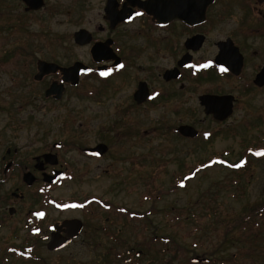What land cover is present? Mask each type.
<instances>
[{
  "label": "rangeland",
  "instance_id": "obj_1",
  "mask_svg": "<svg viewBox=\"0 0 264 264\" xmlns=\"http://www.w3.org/2000/svg\"><path fill=\"white\" fill-rule=\"evenodd\" d=\"M99 11L100 0H46L40 36L35 25L0 30V62H7L10 52L18 54V48H32L44 61L56 62L57 53L65 57L58 59L64 66L74 60L86 62L88 49L74 46L72 36L79 28L93 29ZM253 49L260 52L255 62H264V48ZM29 61L22 64L19 58L20 68L15 63L0 66V155L8 147L20 148L27 130L33 132L36 126L44 129L45 143L73 145L72 150H61V156L78 180L61 183L56 195L67 198L74 191L85 192L131 210H153L151 231L139 238L155 236L146 261L184 264L188 259L191 264L193 257H209L216 264H264V89L245 90L241 82L188 81L181 110L180 97L156 107H135L131 81L121 86L118 80L101 88V95L87 98V90L98 84L83 78L55 105L43 98V86L33 83L36 64L33 57ZM167 65L162 59L157 69ZM218 91L238 99L232 116L222 123L206 116L198 101V96ZM176 106L178 112L173 110ZM182 125L193 127L198 136L181 138L175 130ZM98 142L108 147L103 158H83L81 148ZM10 186L9 182L3 190ZM243 212L252 213L248 220ZM125 230V249L143 247L130 240V228ZM7 234V229L0 231V245ZM109 247L113 245L93 244L87 252L78 244L64 256L42 255L36 264H95L100 262V248Z\"/></svg>",
  "mask_w": 264,
  "mask_h": 264
},
{
  "label": "flooded vegetation",
  "instance_id": "obj_2",
  "mask_svg": "<svg viewBox=\"0 0 264 264\" xmlns=\"http://www.w3.org/2000/svg\"><path fill=\"white\" fill-rule=\"evenodd\" d=\"M30 1L0 0V9L4 6L6 11L0 30L9 32L35 25L36 37L40 36L43 30L41 12L46 0H42L43 6L38 9H30ZM91 1L94 0H82V3ZM99 13V22L93 29L79 28L72 36L74 46L88 49L86 62L74 60L64 66L57 53L56 62L44 61L36 58L32 48H18L20 52L16 51L18 54L15 55L10 52V59L0 62V66L8 67L15 63L19 67V58L22 64L23 61L28 64L33 57L36 64L33 83L42 85L43 98L55 105L68 90L77 88L83 78L98 84L96 88L87 90V98L101 95V88H107L118 80L121 86L131 81L133 90L130 98L135 107H156L180 97L181 110L186 102L183 92L188 81L194 85L213 81L221 84L241 82L245 90L264 89L262 78H258L264 70V62H255L260 52L253 49L264 48V0H100ZM79 31H85L87 43L84 45L74 41V35ZM2 43L3 39H0ZM12 58L18 61L13 62L15 59ZM162 59L168 65L158 70L157 62ZM40 61L64 69L81 63L88 70L80 74L75 86L63 83L60 71L36 80ZM53 84L61 88L59 98H56L57 92L47 95ZM138 91L147 93L146 100L140 105L134 98ZM204 95L232 96L233 114L238 99L229 92L200 96ZM173 110L178 112L179 107ZM209 117L222 123L211 115ZM40 128L36 126L33 132L27 130L20 148L8 147L0 155V231L8 230L4 243L0 245L1 262L23 264L32 261L36 264L42 255L64 256L78 244L87 252L93 244L96 247L105 244L113 247L100 248L102 252L96 255L100 262L95 264H155L144 259L155 236H150L152 240H139L142 234L151 231L148 225L152 223L153 210H131L123 205L110 204L101 195L93 197L85 192L79 194L74 191L67 198L56 195V188L61 183L78 180L67 163L62 162L61 156V150L74 148L56 140L45 143L44 129ZM99 146L104 149L96 150ZM80 152L83 158L99 160L108 152V147L98 142L81 148ZM56 173L63 177L47 183L46 178L56 177ZM9 182L10 188L3 190ZM126 226L130 228L131 235L127 237L134 243L142 242L143 247L139 244L125 249L129 244L124 240ZM139 229L142 230L139 232ZM183 262L189 264L188 259ZM190 263L216 264V261L198 257L197 261L191 259Z\"/></svg>",
  "mask_w": 264,
  "mask_h": 264
},
{
  "label": "water",
  "instance_id": "obj_3",
  "mask_svg": "<svg viewBox=\"0 0 264 264\" xmlns=\"http://www.w3.org/2000/svg\"><path fill=\"white\" fill-rule=\"evenodd\" d=\"M33 1H36L34 3ZM28 6L31 7L30 9H38L43 6L42 0H32L28 3ZM74 41L79 45H84L87 43V38L85 35V31H79L74 35ZM87 68L81 64V63H75L71 67L64 69L57 67L55 64H49L46 62L40 61L38 63V76L35 77L36 80L41 79L44 75H48L50 73H56V71H60L62 74V81L63 83H70L71 85H77L78 78L81 73H87ZM258 78H262L264 83V70L262 73L258 76ZM259 86L262 85V83H258ZM56 87V84H53L50 89L47 91V95L55 94L57 92L58 96L56 98H59L62 94L61 88ZM135 101L138 105L144 103V101L147 98V93H143V91L136 92ZM232 96H223V97H217V96H210V95H204L199 97V103L204 108V114L206 116H212V118L216 121L223 122L227 118H229L232 114ZM177 133L184 137L193 139L197 136V131L188 125H182L177 128ZM104 147L99 146L96 148V150L102 151ZM60 175V176H59ZM62 178V174L56 173V177H47L46 182L47 183H53L58 178ZM26 180V177H24V181ZM198 258H194L192 261H197Z\"/></svg>",
  "mask_w": 264,
  "mask_h": 264
},
{
  "label": "trees",
  "instance_id": "obj_4",
  "mask_svg": "<svg viewBox=\"0 0 264 264\" xmlns=\"http://www.w3.org/2000/svg\"><path fill=\"white\" fill-rule=\"evenodd\" d=\"M244 214H246L245 218H247V220H248L249 217H250V215H251L252 213H249V212H243L241 215H244ZM245 218H244V219H245Z\"/></svg>",
  "mask_w": 264,
  "mask_h": 264
},
{
  "label": "snow or ice",
  "instance_id": "obj_5",
  "mask_svg": "<svg viewBox=\"0 0 264 264\" xmlns=\"http://www.w3.org/2000/svg\"><path fill=\"white\" fill-rule=\"evenodd\" d=\"M137 15H140V13H137ZM206 66V65H205ZM122 67V66H121ZM224 69H222L223 71ZM101 75H108V73H101ZM257 155H261V153H257ZM39 215H43V213H40Z\"/></svg>",
  "mask_w": 264,
  "mask_h": 264
}]
</instances>
